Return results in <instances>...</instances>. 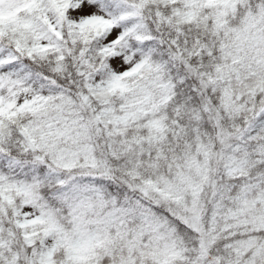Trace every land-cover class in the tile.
I'll list each match as a JSON object with an SVG mask.
<instances>
[{"label": "snow or ice", "instance_id": "obj_1", "mask_svg": "<svg viewBox=\"0 0 264 264\" xmlns=\"http://www.w3.org/2000/svg\"><path fill=\"white\" fill-rule=\"evenodd\" d=\"M0 264H264V0H0Z\"/></svg>", "mask_w": 264, "mask_h": 264}]
</instances>
